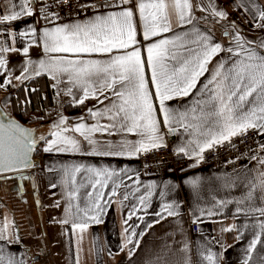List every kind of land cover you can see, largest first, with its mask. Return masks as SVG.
Listing matches in <instances>:
<instances>
[{
  "label": "crops",
  "instance_id": "obj_1",
  "mask_svg": "<svg viewBox=\"0 0 264 264\" xmlns=\"http://www.w3.org/2000/svg\"><path fill=\"white\" fill-rule=\"evenodd\" d=\"M35 1L32 0L31 5L33 12ZM144 2L152 3L153 0ZM192 2L195 8L191 12V23L177 24V17L172 14V30L151 39L143 38L141 23L135 21V39L139 42L135 47L143 59L147 56V47L153 43L167 39L177 46L180 43L193 46L190 40L197 38V32L202 36L210 32V44L219 43L224 49L209 58L204 66L206 70L197 77L188 95H171L165 101V107L177 117L168 124L160 119L152 69L147 62L144 63L145 81L152 92L154 114L158 117V135L163 138L162 147L170 140L176 151L183 148V153L187 156L191 153L189 157L196 158L208 148L204 147L205 137L199 136L194 126L201 123L204 114L211 108L217 88L210 81L216 79L218 70L227 73L233 67V61L238 64L247 57V52L237 48L232 37L224 35L225 31L235 32L242 39L252 42L251 45L245 44L244 48H256L264 41V30L253 26L259 21L253 20L252 13L248 11L251 5L246 6V0ZM255 3L264 5V0H255ZM0 5H4L0 6V15L5 14V0H0ZM114 10L106 9L54 25L41 24L35 15L0 24V29H3L0 31V47L16 49L0 53V58L5 61V65L0 67V84L5 85L0 87V96L10 98L9 103L6 102L7 107L3 105L4 100L0 101L2 109L8 116L18 119L11 116L17 115L12 98L18 89L35 79H42L45 88L50 87L53 95L51 107L45 109L50 116L46 115L45 121L33 127L35 140L39 142L34 155V168L27 175L25 172L0 176V229L6 230L13 240L19 239L18 243L0 241L3 255L5 258L13 255L23 264H264V227H261L264 216L260 214V210L264 209V163H261L264 161V147H261L264 145V133L259 134L257 150L249 162L240 167L218 165L180 174L160 172L147 176L138 160L145 151L132 155L128 154L129 149H124L123 155L92 154L94 150L118 153L123 143L141 141L149 144L147 136L141 137L136 132L116 127L111 133L103 130L91 133L95 143L89 144L74 128L78 123L84 124L85 128L109 124L107 115L92 117L88 112V109L103 112L104 106L98 105L91 94L84 104L76 103L74 97L83 98L82 90L72 87V94L68 95L66 93L71 85L66 80L57 83L47 71L35 75L41 60L47 65L52 57L59 55L107 61V55L72 57L69 54L46 53L43 51L42 36L45 29L83 23L95 15H106ZM154 11L146 9V14L150 16ZM217 11L226 12V18L216 17L214 13ZM32 29L36 30L35 34ZM21 32L27 35L21 36ZM10 33L15 34L14 37ZM177 37L183 39L178 40ZM168 47L172 48L173 44ZM228 47L233 48L231 54L226 51ZM24 48L28 49L27 55ZM131 50V47L127 49ZM260 51L264 53V50ZM119 54L116 51L112 53L113 56ZM29 61L32 63L29 64ZM220 64L224 65L222 69H218ZM168 67L171 68L172 64ZM22 68L27 71L22 72ZM157 72L163 80L164 69L158 66ZM24 76L30 78L25 79ZM255 96L253 92L246 98L245 109H257L262 103L254 99ZM56 102L64 103L58 105L61 106L59 112L56 111ZM67 104L73 110L68 111ZM107 104L108 101H105ZM77 106L83 108L78 113H72ZM61 116L67 118V124L57 130L63 136L76 140L78 151L44 150L48 143L40 137L48 141L56 140L57 137L51 135L52 124ZM208 123L213 125L212 134L215 136V120L209 119ZM64 127L68 130L62 131ZM200 148L203 150L200 151ZM105 170L113 174L106 183ZM97 180L100 184L96 183ZM101 194L103 199L99 198ZM141 197L145 198L143 204L140 203ZM134 207L136 211L128 226L129 232L134 231L136 235L132 237V243H128L124 219ZM166 207L174 214L168 215L163 211ZM157 212L163 218L157 216ZM94 216L101 222H94ZM65 220L68 222L63 223ZM76 224H87V227L81 233L74 227ZM253 241L256 243L250 248Z\"/></svg>",
  "mask_w": 264,
  "mask_h": 264
},
{
  "label": "snow or ice",
  "instance_id": "obj_2",
  "mask_svg": "<svg viewBox=\"0 0 264 264\" xmlns=\"http://www.w3.org/2000/svg\"><path fill=\"white\" fill-rule=\"evenodd\" d=\"M54 2L59 7L63 0H54ZM5 5L7 11L0 15V24L34 15L31 7L32 0H5ZM247 5H251L248 7V11L252 13L253 20L259 21L253 26L264 30V5H257L255 0H246ZM76 7L95 9L96 5L77 3ZM100 7L116 10L106 15H95L83 23L63 24L50 30L45 29L42 36L43 51L69 54L72 57H79L83 54L107 55L108 60H82L59 55L52 57L47 65L41 60L39 62L40 68L36 70L35 75L39 76L41 71H47L52 74L57 83L66 80L71 85L66 93L68 95L72 94V87L82 90L83 98L74 97L76 103L84 104L91 94V98L95 99L98 105L104 106L103 112L99 109L96 111L88 109V112L92 117L107 115L109 124L85 128L84 124L78 123L74 128V131L83 135L89 144L95 143L90 137L91 133L101 130L111 133V130L116 127L122 131L136 132L141 137L147 136L150 140L149 144L141 141L135 144L123 143L120 145L121 151L118 153L94 150L92 154L123 155L124 149H129L128 154L132 155L162 147L164 146L162 144L163 138L158 135V117L154 114L152 92L148 89L145 81L144 63L147 62L152 69L153 88L161 110L160 119L168 124L177 117L165 107V101L171 95H188L189 90L194 87L197 77L206 70L204 66L208 63L209 58L224 49L219 43L210 44L212 40L210 32L206 36L197 32V38L190 40V45L194 47L185 43H180L177 46L174 42L163 39L159 43H153L147 47V56L142 59L141 52L135 47L139 43L135 39V21L141 23L143 38L145 40L151 39L153 36L172 30L170 20L172 14L177 17V24L191 23L193 19L191 12L195 8L192 0H153L152 3H145L144 0H105V4ZM253 7L255 11H253ZM146 9H154L155 11L149 16L146 14ZM42 14L44 19L49 18L46 12ZM53 15L59 18L58 13H53ZM214 15L226 18L227 13L217 11ZM231 27L236 28L234 24ZM35 31L32 29L33 34ZM10 35L14 37L15 34L10 33ZM20 35L24 36L27 33L21 32ZM224 35L232 37L236 47L247 52V57L246 60H241L238 64L233 61V67L227 73L218 70L215 73L216 79L210 81V83L216 84L217 88L211 108L204 114L201 123L194 126L198 135L206 139L204 147L209 148L214 144L221 143L222 140H229L232 136L243 134L250 128L257 130V134L264 133V53L260 51L264 50V41H261L256 48H244L245 44L251 45L252 42L242 39L235 32L225 31ZM177 39L182 40L183 38L177 37ZM170 43L173 44L172 48L168 47ZM130 47L132 50L129 52L127 49ZM10 50L16 51L10 47H0V53ZM23 51L27 55L28 49L24 48ZM114 51L121 54L113 56ZM226 51L231 54L233 48L228 47ZM31 63L29 61V64ZM169 64H172L171 68L168 67ZM4 65L5 61L0 58V67ZM158 66L164 69L163 80L161 74L157 72ZM223 67V64L218 65V69ZM26 71V68H22V72ZM21 78L17 77V79ZM23 78L30 77L24 76ZM8 83L10 84L11 81L9 80ZM4 86L0 84V87ZM205 87L207 88V85ZM31 91H36V89H31ZM253 92L256 93L254 99L262 103L258 105L257 109H245L244 102ZM234 97L235 99H233ZM105 101H108L107 105H105ZM197 103L199 104V102ZM201 112L204 110L201 109ZM82 119L83 117H81ZM209 119L215 120V136L212 134L213 125L208 123ZM66 124L67 118L63 116L52 124L51 135L57 137L56 140L48 141L47 138L40 137L48 143L45 151H53L54 149L57 151L79 150V144L76 140L63 136L62 132L57 130ZM182 126L188 127L187 125ZM67 130V127L62 129V131ZM34 143L35 140L30 129L22 128L15 122H10L7 125L0 124V171L18 170L17 165L30 166L31 162L28 155L33 151ZM60 144L70 147L63 148L59 146ZM202 150L203 148H200V151ZM179 151L183 152L184 149L181 148ZM188 155L190 156L191 153ZM104 175L106 183L113 174L105 170ZM96 183L100 184V181L97 180ZM113 195H115L114 191ZM99 198L103 199L102 194ZM144 199V197L140 198L141 204L144 203ZM135 211L134 207L133 211L127 214L124 219L126 225L124 232L128 234V243H132V237L136 235L134 231L129 232L128 226V222L132 219ZM163 211L167 212L168 215L174 214L173 211H169L168 207ZM260 214L264 216V209L260 210ZM156 215L163 218L160 212H157ZM92 220L96 223L101 222L95 216L92 217ZM67 222L66 220L63 221V223ZM74 227L80 229L82 233L87 224H76ZM226 230L230 231L231 229ZM0 241L18 243L19 239L13 240L6 230L0 229ZM255 243L256 241H253L250 248ZM133 246L135 247V245ZM0 264H23V261H18L13 255L5 258L3 249L0 248Z\"/></svg>",
  "mask_w": 264,
  "mask_h": 264
},
{
  "label": "built area",
  "instance_id": "obj_3",
  "mask_svg": "<svg viewBox=\"0 0 264 264\" xmlns=\"http://www.w3.org/2000/svg\"><path fill=\"white\" fill-rule=\"evenodd\" d=\"M77 3L95 4L96 8H78L76 7ZM104 4L105 0H63L58 7L54 0H36L34 2V15L41 24L54 25L65 20L110 9L100 7ZM44 12L49 16L47 20L42 14ZM53 13H58L59 18ZM258 140L257 130L250 128L243 134L232 136L229 140H223L221 143L206 148L196 158L176 151L169 140L165 147L141 153L138 160L147 176L160 172L180 174L191 169L218 165L226 168H237L249 162L257 150Z\"/></svg>",
  "mask_w": 264,
  "mask_h": 264
},
{
  "label": "trees",
  "instance_id": "obj_4",
  "mask_svg": "<svg viewBox=\"0 0 264 264\" xmlns=\"http://www.w3.org/2000/svg\"><path fill=\"white\" fill-rule=\"evenodd\" d=\"M44 85L45 83L42 79H35L18 89L12 98L14 112L26 117L36 112L44 113L47 107H51V103L53 102L52 90L50 87L45 88ZM38 86L39 88L36 89ZM33 88L36 91H31ZM66 107L69 108L68 111L73 110L68 104ZM82 108L83 106H77L74 108L75 112L72 113H78Z\"/></svg>",
  "mask_w": 264,
  "mask_h": 264
},
{
  "label": "water",
  "instance_id": "obj_5",
  "mask_svg": "<svg viewBox=\"0 0 264 264\" xmlns=\"http://www.w3.org/2000/svg\"><path fill=\"white\" fill-rule=\"evenodd\" d=\"M10 122H15L18 123L22 128L25 129H30L32 131V137H35V130L24 125L23 123H21L18 119L15 118H10L8 117V115L5 113V111L2 109V107L0 106V124H9ZM34 155H35V146L33 145V151L29 153L28 155V159L31 162V165H34ZM23 166V165H17V169L18 170H3L0 171V176H5V175H10V174H16V173H25L27 171H30L33 169L34 166Z\"/></svg>",
  "mask_w": 264,
  "mask_h": 264
},
{
  "label": "rangeland",
  "instance_id": "obj_6",
  "mask_svg": "<svg viewBox=\"0 0 264 264\" xmlns=\"http://www.w3.org/2000/svg\"><path fill=\"white\" fill-rule=\"evenodd\" d=\"M2 100H4V103H3L4 107H7L8 104L6 102L9 103L10 98L7 97L6 95L5 96L1 95L0 96V101H2ZM56 104L57 105L55 107L56 108L58 107V109L56 111L59 112L61 106H58V105L59 104L63 105L64 103L63 102H56ZM46 115L50 116V114L49 113L47 114V112H44V113L37 112L36 114H32L31 116L29 115V116H26V117H24V116H22L21 114H18V113H17L16 116H15V114L11 115V116L17 117L21 123H23L24 125L34 129L33 128L34 125H36L37 123L41 124L42 121H45L47 119ZM8 117H10V116H8ZM41 117H43V119H41ZM10 118H12V117H10ZM35 136H36V131H35ZM34 140H35V137H34ZM38 145H39L38 140L37 141L35 140V143H34L35 153H36V150L38 149ZM30 171H27L26 175L29 174Z\"/></svg>",
  "mask_w": 264,
  "mask_h": 264
}]
</instances>
